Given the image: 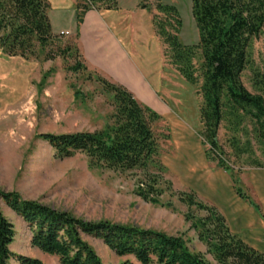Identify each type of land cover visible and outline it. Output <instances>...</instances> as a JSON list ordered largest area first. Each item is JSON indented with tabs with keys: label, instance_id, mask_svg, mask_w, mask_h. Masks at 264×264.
Listing matches in <instances>:
<instances>
[{
	"label": "rangeland",
	"instance_id": "374dc122",
	"mask_svg": "<svg viewBox=\"0 0 264 264\" xmlns=\"http://www.w3.org/2000/svg\"><path fill=\"white\" fill-rule=\"evenodd\" d=\"M46 1L52 33L56 36L52 43L45 48L37 47L35 56L26 59L8 56L0 49V191L16 192L23 199L84 221H104L182 237L190 251L202 255L208 264H217L206 253V246L198 240L188 219L190 215L204 217L206 212L189 207L185 197L192 194L196 202L215 206L212 199L216 195L210 185L226 177L233 185L232 176L241 190L252 196L251 176L253 169H257L252 162L258 161L264 169V144L257 139L255 124L249 117L237 120L225 115V110L217 137L232 171L218 167L214 154L207 158L209 148L199 135L201 80L191 85L176 72L152 25L154 15L164 18L156 11V4L160 1L172 5L182 24L181 43L196 44L198 34L191 0H118V10L112 15L114 20L128 19L132 23L130 35L137 62L152 83L158 78L159 105L147 106L160 115L152 130L164 169L150 166L146 172L158 177L155 185L158 191L153 194L155 203L136 193L139 182L145 181V172L92 167L81 152L59 158L41 138L44 134L94 132L104 128L112 113V97L96 77L115 83L85 66L79 56L75 6L80 0ZM141 5L146 9H141ZM75 22L73 35L55 33ZM48 55H53V59H45ZM250 57L252 65L242 73L241 81L249 93L259 94L254 72L264 76V34L252 44ZM0 209L14 226L11 252L43 264H59L56 256L30 245L28 226L2 202ZM84 240L102 264H140L133 256L116 255L99 239L84 237ZM8 264L17 262L11 259Z\"/></svg>",
	"mask_w": 264,
	"mask_h": 264
},
{
	"label": "trees",
	"instance_id": "16d2710c",
	"mask_svg": "<svg viewBox=\"0 0 264 264\" xmlns=\"http://www.w3.org/2000/svg\"><path fill=\"white\" fill-rule=\"evenodd\" d=\"M49 8L46 0H0V49L8 56L26 59L35 56L37 47L50 45L56 36L52 33ZM140 8L146 9V6ZM116 9L117 0H80L75 6L77 26L89 10ZM155 9L164 18L154 15L153 29L165 46L170 64L187 83L195 85L201 80L199 135L209 148L207 158L214 154L218 167L230 172L232 168L217 137L225 110V115L237 120L249 117L255 124L257 139L264 144V76L254 72V85L258 86L259 94L249 93L241 81L242 73L252 65V44L264 34V0H191L198 41L190 45L179 39L182 24L177 9L160 1ZM76 35L78 38V31ZM79 56L83 59L80 51ZM45 59H53V55ZM96 80L112 97V113L106 126L94 132L44 134L41 138L59 158L81 152L89 158L92 167L145 172V181L139 182L136 193L155 203L153 194L158 191L155 188L158 177L146 172L150 166L164 169L152 130L160 115L140 103L124 86L99 76ZM252 163L255 168L263 167L258 161ZM232 178L236 194L250 202L239 182ZM185 198L189 207L206 212L204 217L190 215L188 219L198 240L206 246V253L217 264H264V254L232 233L214 206L196 202L192 194ZM0 202L28 226L30 245L56 256L59 264H102L84 237L99 239L116 255L133 256L140 264H208L202 255L190 251L182 237L104 221H84L23 199L16 192L0 191ZM14 237V226L0 209V264H8L11 259L17 264H43L38 259L11 252Z\"/></svg>",
	"mask_w": 264,
	"mask_h": 264
},
{
	"label": "crops",
	"instance_id": "0c3cea01",
	"mask_svg": "<svg viewBox=\"0 0 264 264\" xmlns=\"http://www.w3.org/2000/svg\"><path fill=\"white\" fill-rule=\"evenodd\" d=\"M116 10H89L85 13L77 40L84 64L96 69L110 81L124 86L144 105L158 106V78L152 83L137 62L130 35L132 23L128 19L114 20L112 15ZM75 28L76 22L72 27L55 33L73 35ZM226 178L216 179L212 182L213 186L210 185L216 195V199H212L214 207L224 217L232 233L237 234L249 247L264 254V169L252 171L253 194L247 195L251 203L240 198Z\"/></svg>",
	"mask_w": 264,
	"mask_h": 264
}]
</instances>
